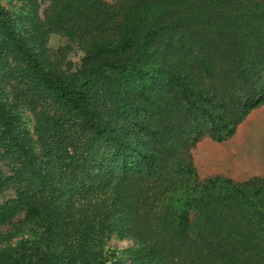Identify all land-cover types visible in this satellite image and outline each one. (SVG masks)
I'll return each instance as SVG.
<instances>
[{
	"label": "trees",
	"instance_id": "1",
	"mask_svg": "<svg viewBox=\"0 0 264 264\" xmlns=\"http://www.w3.org/2000/svg\"><path fill=\"white\" fill-rule=\"evenodd\" d=\"M22 8L0 7V225L29 235L0 264H264V179L199 180L192 157L264 102V0ZM56 32L83 51L69 73Z\"/></svg>",
	"mask_w": 264,
	"mask_h": 264
},
{
	"label": "crops",
	"instance_id": "2",
	"mask_svg": "<svg viewBox=\"0 0 264 264\" xmlns=\"http://www.w3.org/2000/svg\"><path fill=\"white\" fill-rule=\"evenodd\" d=\"M197 174L233 182L264 179V102L250 109L221 142L205 136L192 149Z\"/></svg>",
	"mask_w": 264,
	"mask_h": 264
},
{
	"label": "rangeland",
	"instance_id": "3",
	"mask_svg": "<svg viewBox=\"0 0 264 264\" xmlns=\"http://www.w3.org/2000/svg\"><path fill=\"white\" fill-rule=\"evenodd\" d=\"M27 0H0V7H3L6 10H9L13 13H20L25 2ZM109 3H119L123 0H104ZM22 8V9H21ZM71 45L68 39L63 36L62 33L56 32L49 35L47 42V50L51 60L58 61L62 64V70L65 73L73 71L78 63L80 57L83 55V51L78 49L76 46H71L65 55L62 54V48ZM21 116L24 121L25 127L30 133L33 132L35 125L33 114L26 108L21 110ZM12 165L6 159L0 156V177H4L9 174ZM199 180H204L205 178L198 175ZM14 191L9 188H3L0 192V203L6 198L12 196ZM22 215L14 218L10 223L0 225V248L6 246H13L22 239H27L29 232L27 226L22 223ZM107 244L112 247H117L120 249L127 248L132 245V242L128 238L117 239L114 234L108 236L105 239Z\"/></svg>",
	"mask_w": 264,
	"mask_h": 264
}]
</instances>
